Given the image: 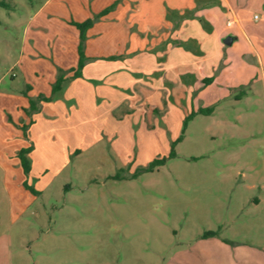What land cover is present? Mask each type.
Instances as JSON below:
<instances>
[{
    "label": "rangeland",
    "instance_id": "374dc122",
    "mask_svg": "<svg viewBox=\"0 0 264 264\" xmlns=\"http://www.w3.org/2000/svg\"><path fill=\"white\" fill-rule=\"evenodd\" d=\"M3 1L0 264H264L263 89L255 101L239 91L212 114L187 112L165 90L161 107L146 101L128 114L115 109L117 91L92 102L98 91L83 74L49 97L57 103L75 80L74 92L86 94L75 110L40 113L36 98L32 112L29 81L50 79L32 71L50 70L25 55L70 36L68 8L87 1ZM141 52L124 63L152 73L154 43ZM157 159L165 161L148 170Z\"/></svg>",
    "mask_w": 264,
    "mask_h": 264
},
{
    "label": "crops",
    "instance_id": "0c3cea01",
    "mask_svg": "<svg viewBox=\"0 0 264 264\" xmlns=\"http://www.w3.org/2000/svg\"><path fill=\"white\" fill-rule=\"evenodd\" d=\"M86 1L82 6L75 1L74 9L68 8L70 16L63 21V29L70 36L58 37L51 48L47 40H41L47 51L25 55L29 64L41 63L50 70V74L38 68L32 71L50 79L44 85H39L40 78L29 81L30 98L48 99L58 70L69 72L78 67L80 32L70 20L83 23L116 1L119 5L87 33L89 62L82 75L88 77L89 91H98L93 99L89 97L92 102L110 100L117 91L122 98L116 101L115 109L129 114L130 110L144 109L146 101L161 107V94L166 90L187 112L208 110L207 105H212V114L220 103L238 101L239 91L253 101L260 97L259 87L264 92V0ZM228 37L233 38L231 45L225 43ZM151 43L159 53L154 71L147 69L149 74H140L141 70H130L124 61L137 60ZM132 67L137 68L135 64ZM76 83L70 82L65 97L57 103L41 100L40 113L57 105L75 110L86 98L79 90L74 92ZM102 88L105 94L99 97Z\"/></svg>",
    "mask_w": 264,
    "mask_h": 264
},
{
    "label": "trees",
    "instance_id": "16d2710c",
    "mask_svg": "<svg viewBox=\"0 0 264 264\" xmlns=\"http://www.w3.org/2000/svg\"><path fill=\"white\" fill-rule=\"evenodd\" d=\"M118 3H119V1L114 2L111 6L105 8L103 11L96 14L94 17L88 18L87 20L83 21V23L77 22V21H71V24L73 26H75L80 32V40H79L80 44L78 45L79 61L80 62L78 63L77 68L72 69L69 72L68 71L67 72L61 71L59 77L57 78V80L53 86V94L60 91L61 89H63V85L66 84L67 81H70V80H73L74 78L82 76V70L85 67V65L87 64V62H89L88 58L86 56V44H87V39H88L87 33L94 25H96V23L99 21L100 18L107 15L109 12L113 11L117 7V5H119ZM0 6L8 8L7 3L3 0H0ZM112 59H114V58H112ZM70 73H72L73 76L72 75L69 76L68 74H70ZM41 100L50 101V98L47 99V97H41L39 99V101H41ZM30 104H31L30 109L32 112L39 109V105L37 103H35V101L32 98H30ZM25 112L27 114H29L30 110L25 109ZM199 112L205 113V114H211L212 109H208V110L201 109ZM27 152H28V150H26V149L22 150L20 158H21L24 170L28 174L29 169H30V165H29V161L27 159V156H25ZM174 155H175V153L173 151L171 156H174ZM164 161H165L164 159L155 160L154 162L151 163V166L148 168V170H152L153 166L163 164Z\"/></svg>",
    "mask_w": 264,
    "mask_h": 264
},
{
    "label": "water",
    "instance_id": "95a60500",
    "mask_svg": "<svg viewBox=\"0 0 264 264\" xmlns=\"http://www.w3.org/2000/svg\"><path fill=\"white\" fill-rule=\"evenodd\" d=\"M233 42V38L232 37H228V39L225 40V43L228 45H231Z\"/></svg>",
    "mask_w": 264,
    "mask_h": 264
},
{
    "label": "built area",
    "instance_id": "2783aa9c",
    "mask_svg": "<svg viewBox=\"0 0 264 264\" xmlns=\"http://www.w3.org/2000/svg\"><path fill=\"white\" fill-rule=\"evenodd\" d=\"M256 17H257V16H256ZM228 25H229V26H231V25H232V23H231V22H228Z\"/></svg>",
    "mask_w": 264,
    "mask_h": 264
}]
</instances>
